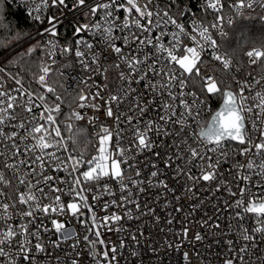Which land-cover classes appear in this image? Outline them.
<instances>
[{"label": "snow or ice", "instance_id": "1", "mask_svg": "<svg viewBox=\"0 0 264 264\" xmlns=\"http://www.w3.org/2000/svg\"><path fill=\"white\" fill-rule=\"evenodd\" d=\"M22 3L28 6L29 18L41 25L46 21V26L34 35L17 32L14 36L16 41L39 37L10 61L12 65L22 62L23 73L0 65V141L6 145L0 151V264H39L48 244L60 248L68 241L75 250L70 264H120L119 248L124 242L119 246L106 242L103 232L123 231L118 222L125 217L115 211L109 214L108 208L134 203L140 210V203L130 199V185L140 193L159 189L162 195L175 192L172 182L181 181L184 198H192L193 190L199 191L201 185L213 198L221 190L228 194L216 209V220L221 212L231 210L226 230L236 236L227 240L232 254L224 264H249L245 257L252 255L251 264H264V40L259 46L253 42L244 52L247 65L257 66L259 76L248 72L251 79L233 75L225 82L201 70L215 62L231 75L233 58L222 51L229 39L227 29L246 9L264 8V0H236L229 7V11L235 9L233 15L226 13V0H200L203 13L213 16L207 24L193 18L191 6L183 0ZM50 8H56L61 16H45ZM81 8L87 9L91 19L77 23L72 36L61 43V17ZM120 12L124 13L122 19ZM4 16V0H0V28H7ZM182 18L191 19V24L186 26ZM244 43L238 41L237 47ZM38 52L43 55L29 60ZM58 57L71 58L63 67H72L74 61L88 74L79 82L83 87L71 92L60 84L62 94L49 82ZM107 61L111 63L106 67ZM109 68L119 70L120 83L104 98L100 93L107 83L97 82L95 77L107 81ZM56 73L65 76L59 69ZM29 74L31 81L26 80ZM6 80L14 86L6 87ZM32 82L37 87L33 88ZM257 85L259 90L253 91ZM97 99H104L105 115L113 120L112 126L97 124L98 117L84 113L87 108L99 110L100 105L94 103ZM210 99L218 101L217 108H212ZM18 109L26 115L21 116ZM149 111L156 116L145 119ZM85 120L96 129L90 138L87 129L75 124ZM140 155L146 157L143 166ZM145 168L151 169L147 176ZM181 198L175 197L177 201ZM145 208L141 215H153L158 223L155 208L147 202ZM99 211L105 215L98 216ZM175 211L183 209L176 207ZM125 215L130 218L131 212ZM45 218L51 227L44 223ZM73 221L88 233L82 237L83 248L79 232L64 234L74 227ZM209 227L222 229L215 221ZM42 232L52 233L56 240L45 243ZM187 236L185 227L182 238ZM194 239L202 241L204 237L197 233ZM131 240L139 243L135 234ZM183 259H189L188 252L183 253Z\"/></svg>", "mask_w": 264, "mask_h": 264}, {"label": "built area", "instance_id": "2", "mask_svg": "<svg viewBox=\"0 0 264 264\" xmlns=\"http://www.w3.org/2000/svg\"><path fill=\"white\" fill-rule=\"evenodd\" d=\"M4 2L24 9L23 11L28 15V6L22 3V0H4ZM90 2L91 0H89V3ZM159 2L163 3L164 0H159ZM235 2L236 0H229L227 5H225V10L228 15H233L235 13L234 8L229 11L230 5ZM141 3H143V0H141ZM183 3L191 6L193 18L200 19L205 24L213 20L212 15H205L203 13V10L200 7V0H184ZM251 11H258L264 15V8L259 6H255L254 9L245 10V12ZM44 15H56L60 17L61 13L57 11L56 8H50L45 11ZM119 15L122 19L124 13L120 12ZM61 18L63 20V23L59 26L61 43L64 42L65 38H70L72 36L73 29L77 23H86L91 19L87 16L86 8H81L79 11L73 10L65 12ZM182 19L186 26L191 24V19ZM44 26H46V21L44 25H41V27L32 34L34 35L38 30H42V27ZM36 39H39V37L30 41H28L27 37H25L22 41H17L8 45L7 48L0 53V65L4 66V64L17 50H20L29 44L34 45L36 43ZM209 58L210 57L205 56V59ZM58 59V64L63 63L65 65L69 63L71 58L58 57ZM104 63L107 67L111 61ZM121 67L124 68L123 65ZM236 67H240L239 72L235 71ZM255 67L256 66H253L250 69L242 68L233 59V70L231 75L224 73L220 65L215 62L205 64L201 70L205 75H216V70L222 71L228 81H231L233 75L236 76L237 79H251V77H248L247 75L248 72H252L253 76H259L260 71ZM59 70L64 72L65 87L71 92L76 91L78 86L83 87V85H80L79 82L81 80H86L88 76V74L82 71L81 67L74 61H72V67L61 66ZM118 71L119 70L115 68H109L107 81H103L100 76L95 77L97 82L107 83L108 87L101 90L100 94L102 97L107 98L109 90H114L119 85L120 81L118 79ZM89 83L92 82L89 81ZM5 84L8 88L14 86L13 82L8 80L5 81ZM233 87H235V85H233ZM259 88L260 86L257 85V88L253 91L259 90ZM85 91H87V89H85ZM92 91H95V88H93ZM94 103L100 105L99 110L87 108L83 110L84 113L88 117H98L99 119L95 121L97 124L104 123L105 125L112 126L113 120L105 115L104 99H97ZM123 110L124 108L122 107L121 111ZM17 111L21 116L26 115L25 113H21L19 109ZM155 116L156 113L149 111L144 118L149 119L154 118ZM83 122L86 123L89 133L92 136L96 129H94L93 126L87 122V120ZM19 131L23 132V130ZM5 147V143L0 141V151H2ZM21 147H23V144H21ZM2 159L3 157H0V160ZM138 159L141 161V166H143L146 157L144 155H140L138 156ZM147 159H151V157L148 156ZM149 171H151L150 168H145L143 170V174L147 176ZM222 171H224V169H222ZM6 175L11 177L10 172H6ZM60 175H63V173H60ZM182 184L183 181L180 183L172 182L171 186L175 188L176 191H168L162 195L160 194L162 190L159 189L148 188L144 193H140L136 190V188L130 185L129 187L132 191L130 199L140 203V210L136 209L134 203H127L125 208H108L109 214L115 211L117 214L125 217L123 220L118 222L119 226L123 228V231L103 232V238L106 242L115 244L116 246H119L121 241L124 242L125 246L123 248H119L118 260L120 264H224L225 258L232 254L229 246L227 245V240L229 238L235 240L236 236L235 233L226 230L227 225L231 220V210L221 212L219 220H216V209L218 207H222L223 201L229 198L228 194L221 190V192L216 193L213 198L210 192L206 189V186L201 185L199 191H196L195 189L193 190L194 196L192 198H184L185 192L181 187ZM119 195L120 193L117 191V199ZM176 196H180L182 198L177 201L175 199ZM67 199V197H64L65 201H67ZM104 199L111 200L113 197H105ZM201 200H203V203L199 204V207H194V205H197ZM89 201L91 202V195H89ZM44 202L47 203L48 201ZM145 202H147L148 207L155 208V215L160 217L158 223L155 221L153 215H141L142 211L147 210L145 208ZM176 207L182 208L183 211H175ZM128 211L131 212L130 218L125 215ZM103 215H105L104 212H98V216ZM56 218L60 220L65 219L64 217ZM84 218L86 219L87 217ZM169 219H172L173 223L168 224L167 221ZM204 221H208V223H204ZM214 221L220 223L222 225V229L209 227V224ZM36 223H40V220L38 219ZM44 223L51 227L50 222L46 218L44 219ZM73 224L74 227H69L64 234L71 235L74 231L79 232L81 235L80 247L83 248L84 242L82 237L88 233L84 227L76 225L74 221ZM34 227L35 226H33V228ZM113 227H116V225H113ZM185 227L188 228V236L187 238H182V232ZM140 232H143L144 235L140 236ZM197 233L204 237L202 241H196L194 239ZM133 234L138 236V244L131 240V236ZM42 238L45 243L50 240H56V236L52 233L42 232ZM91 238L95 239L94 236ZM71 243L72 241L62 243L60 248H54L51 244H48V252L40 255L39 264H70V258L75 254V250L70 247ZM167 243L179 244L180 246L177 248H167ZM133 251H135L137 255H132ZM184 252H188V260L183 259ZM245 259L249 261V264H251V260L255 259V255L250 257L246 256ZM257 264H261V262L257 261Z\"/></svg>", "mask_w": 264, "mask_h": 264}, {"label": "trees", "instance_id": "3", "mask_svg": "<svg viewBox=\"0 0 264 264\" xmlns=\"http://www.w3.org/2000/svg\"><path fill=\"white\" fill-rule=\"evenodd\" d=\"M229 0H226L225 5H227ZM184 2V0H183ZM10 6V7H9ZM4 24L7 25V28H0V45H11L17 42L14 39V36L17 32L32 34L34 31L39 29L41 25L38 22H34L31 18L25 14L21 8L9 5L4 2ZM229 32V39L224 41L223 51H227L229 55L242 67V68H251L247 65V57L244 55V52L249 50L253 46V42L256 46H259L260 42L264 40V15L258 11L245 12L243 16H237L235 18V22L231 28L227 29ZM27 37V36H25ZM24 37V38H25ZM240 41L244 43V41H249V43H244L242 48L237 47V42ZM29 45L24 48L17 50L13 53V55L9 58V60L4 64V66L10 69L13 72L17 70L23 73V65L22 62L20 64L12 65L10 61L15 58L18 52L26 50ZM7 47H0V53L4 51ZM43 55V52H38L33 54V57L29 58V60H35L36 57ZM64 64H58L53 66L54 74L49 78V82L53 83L57 88V91L62 93L64 90L60 88V84H64L65 79L59 77L58 73H56V69H59ZM256 69H259L257 66ZM33 71H37V69L33 68ZM216 75L218 78L223 79L225 82H229L227 77L224 75L222 71L216 70ZM27 81H31V74L26 76ZM33 88L37 87L34 82H32ZM66 88V87H65ZM75 92V91H72ZM210 104L213 109L218 107V101L215 99H210ZM77 127H83L87 129V136L90 138L91 134L87 128V125L83 121L75 122ZM68 133L65 132V136L67 137ZM83 140V137L81 138ZM84 146L83 144L81 145ZM88 150L91 153L92 148L89 145Z\"/></svg>", "mask_w": 264, "mask_h": 264}]
</instances>
